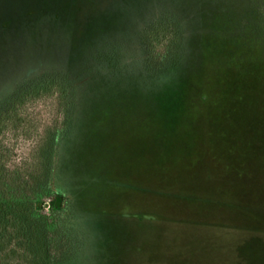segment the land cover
Instances as JSON below:
<instances>
[{"label":"rangeland","instance_id":"374dc122","mask_svg":"<svg viewBox=\"0 0 264 264\" xmlns=\"http://www.w3.org/2000/svg\"><path fill=\"white\" fill-rule=\"evenodd\" d=\"M263 8L0 0L2 15L31 9L33 27L77 30L73 48L61 34L0 61V102L43 75L66 79L30 85L24 130L0 128L9 167L40 162L60 134L51 184L67 198L70 245L59 264H264ZM165 18L181 55L158 69L138 32Z\"/></svg>","mask_w":264,"mask_h":264},{"label":"trees","instance_id":"16d2710c","mask_svg":"<svg viewBox=\"0 0 264 264\" xmlns=\"http://www.w3.org/2000/svg\"><path fill=\"white\" fill-rule=\"evenodd\" d=\"M11 12L0 14V61L9 59L8 48L12 45H17L14 52L18 55L21 48L56 45L58 42L55 39L61 34L68 38L69 46L74 47L73 35L77 30L61 29L57 24L50 28L33 27V19L37 16L33 10L17 12L18 16H9L13 14ZM49 14H43V18H51L52 23L59 21L60 15ZM69 16L65 15L63 19ZM156 22L151 31H139L138 38L143 44L142 56L152 67L160 69L166 61L180 57L181 42L178 29L170 19ZM224 36L221 31L220 40ZM51 78L66 83L62 75H43L21 85L15 94L1 101L0 128L8 125L12 133L23 131L26 119L21 114L27 90L30 85ZM60 138L57 132L48 140V149L40 162L24 161L9 167L7 154L0 153V264H59L67 252L70 245L67 198L55 191L51 184L53 161ZM47 197L50 201L45 200ZM46 201L48 211H44Z\"/></svg>","mask_w":264,"mask_h":264}]
</instances>
